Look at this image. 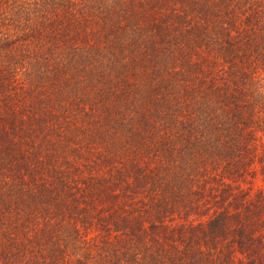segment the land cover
I'll return each mask as SVG.
<instances>
[{
	"label": "trees",
	"instance_id": "obj_1",
	"mask_svg": "<svg viewBox=\"0 0 264 264\" xmlns=\"http://www.w3.org/2000/svg\"><path fill=\"white\" fill-rule=\"evenodd\" d=\"M0 264H264V0H0Z\"/></svg>",
	"mask_w": 264,
	"mask_h": 264
}]
</instances>
